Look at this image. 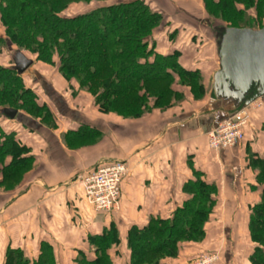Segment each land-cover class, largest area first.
I'll list each match as a JSON object with an SVG mask.
<instances>
[{
  "label": "crops",
  "instance_id": "obj_1",
  "mask_svg": "<svg viewBox=\"0 0 264 264\" xmlns=\"http://www.w3.org/2000/svg\"><path fill=\"white\" fill-rule=\"evenodd\" d=\"M181 63L203 71L200 64ZM217 71L218 66L212 77ZM51 84L49 93L57 95L58 104L47 98L53 102L54 109L49 108L56 129L19 111L14 120H7L15 126L9 129L30 151L33 168L15 190L0 189V264L8 249L33 257L43 243L53 250L58 264H75L81 254L92 258L90 236L114 225L120 243L125 242L130 227L142 228L151 218H169L189 198L190 185L197 179L214 184L217 191L201 246L213 248L219 259L235 258L240 244L250 247L249 214L262 193L256 162L264 158V96L258 99L261 107L252 112L244 140L232 149L212 152L207 147V133L240 107L233 99L214 93L213 78L205 104L173 108L134 122L106 120L73 109ZM81 126L99 130L101 141L79 149L66 147L61 132H76ZM115 162L128 166L118 209L96 213L86 204L78 177ZM199 245L187 244L185 248L196 250ZM115 249L119 251L118 246ZM189 259L183 258L184 262ZM218 264H222L220 260Z\"/></svg>",
  "mask_w": 264,
  "mask_h": 264
},
{
  "label": "trees",
  "instance_id": "obj_2",
  "mask_svg": "<svg viewBox=\"0 0 264 264\" xmlns=\"http://www.w3.org/2000/svg\"><path fill=\"white\" fill-rule=\"evenodd\" d=\"M59 1L0 0V21L5 29V36L0 37V55L3 48L16 47L19 51L29 50L36 54L38 61L47 64H53L52 59L56 56L60 62L58 72L64 78L74 79L81 87L87 88L102 112L115 111L123 118L135 119L144 112L146 103L143 99L149 95V85L166 83L169 87L175 81L195 83L201 80L198 70L182 66L179 52L157 51L155 35L162 26L163 18L144 1L112 0L74 17L60 15L62 10L58 11L55 7ZM91 1L100 3L107 0H70L63 9L71 2ZM204 1L208 9L222 7L225 2L227 9L238 19L243 11L237 4L254 5L257 9L258 27L220 26L215 30L235 28L257 31L262 27V22L258 21H264V0ZM135 93L138 95L126 108L128 113H118L117 105ZM5 108H25L30 112L43 113L48 120H53L49 108L24 86L21 76L14 70V63L13 66H4L0 61L2 117H5L2 113ZM97 134L96 130L81 126L66 136L88 139ZM28 152L13 134L0 130V165L6 157L11 158L7 165L2 166L3 181L17 179L21 170L32 165L33 159ZM256 163V180L262 187V193L261 201L249 214L247 234L254 246L249 263L264 264V158ZM216 192L214 184H205L197 179L190 185L189 198L169 218H151L142 228L130 227L126 234L129 264H163L164 260L176 258L181 246L199 243L215 206ZM88 241L95 249L94 256L88 258L81 254L75 260L76 264H112L109 251L120 243L114 225L100 235L90 236ZM4 264H29V261L21 250L8 249ZM33 264H57L53 250L47 244H41Z\"/></svg>",
  "mask_w": 264,
  "mask_h": 264
},
{
  "label": "rangeland",
  "instance_id": "obj_3",
  "mask_svg": "<svg viewBox=\"0 0 264 264\" xmlns=\"http://www.w3.org/2000/svg\"><path fill=\"white\" fill-rule=\"evenodd\" d=\"M47 1L49 2L54 0H47ZM68 1L70 0H61L57 2V4L55 5L58 11L62 10L60 12L61 16L74 17V16L86 14L92 11L93 9L99 7L101 4L105 2L108 3L112 0H107L103 2L100 1V3H98L97 1H91L88 3L71 2L65 7V9H63L65 6L64 4ZM115 1H130V0H115ZM142 1H144L147 5H149V7L152 10L160 13L163 18L162 26L157 30L155 35L157 42V47H156L157 51L163 53H171L174 51L179 52L180 62L184 60H189V63L193 64V66L200 64L201 67L203 66L202 67L203 71L196 66L190 68H186L184 66V68L188 70H198L201 80L195 83L175 81L173 84L169 85V87L167 86L168 84L166 83L149 85L148 86L149 95L144 96L143 99L144 100L143 102L146 103L144 104L145 110L138 118L135 119H132L130 117L123 118L120 117L118 114H116L117 112L115 111L111 113L102 112L96 105L94 95L91 92H88L87 88L81 87L80 84L74 79L67 80L58 72V66L60 62L56 56L52 59L53 64H47L38 61L36 54L30 52L27 49H23L19 51L16 47H12V48L9 47L8 49L6 47V49L3 48L2 53L0 55L1 64L4 66H13L12 61L14 55L17 52L22 53L28 60H31L33 64L31 67H29L28 70H26V72H24L20 76L23 80L24 86L32 90L33 93H35L40 103L45 104L46 102L45 105L48 108L50 107L51 109H54L53 104H51L53 102H51V100L47 98L49 96L53 99V101L55 102L58 101L57 95L49 93L50 87L48 86L52 82L56 90L66 98L67 102L73 109H78V110L80 109L88 112L90 115L100 116L102 118H105L106 120H108L107 118L111 120L117 118L118 120L124 122H134L146 118L154 113L159 115V112L164 113L173 108H180V107L187 108L197 104L199 105L205 104L212 90V78H213L212 74L215 70H217V66H218V55H217L218 44L216 41V30L214 28L220 26H235V27L250 26L256 28L258 27L256 20V15H257L256 7L254 5L252 7H247L246 5L237 4L243 11L241 18L238 19L232 15V12H230V10L227 9L225 2L222 5V7H210L208 9L206 8L204 0H142ZM260 22H262L261 24H263V21H258V23ZM4 36H5V29L0 21V37H4ZM39 77L44 78L45 83L40 82ZM140 93L142 94L143 92L140 91ZM199 93H202L201 94L202 96L195 95ZM137 95L138 94L135 93L134 95L129 96L128 98L124 99L119 105H117L118 113L119 112L124 114L128 113L126 111V108L131 105L132 101L134 100L133 98ZM260 101L257 100V102L254 103L253 106L251 105L247 107V113L249 114V117L252 116V112H254L257 108L261 107L262 101L261 102ZM56 103L58 104V102ZM243 107H239L238 109L233 111L227 118L239 112ZM17 111H19V113L21 114H24L28 117L38 120L40 123H42L44 126L48 128L51 129L57 128V121L51 110L50 112L52 114V119H53L52 121L48 120V118L43 113L30 112V110L25 108H22V110L17 109ZM7 120L9 119L0 116V130L5 134H13L18 141L19 139L16 137L17 133L9 129L12 128V126L14 125L9 123L7 124ZM245 128L243 129V131L245 130ZM97 132H98L97 135H95L93 138H88V139L85 137L70 139L69 137L66 136L68 135V133H64V131L61 132L60 137L64 145H66V147L71 149H79L84 146H89L91 144H94L99 140L101 141L102 135L100 134L99 130H97ZM210 132H208L206 135V143L208 149L212 152L222 151V150H214L209 146L208 139ZM18 142L21 145H23V143L20 140ZM228 149H232V148H227L223 150H228ZM29 153L30 151L28 152V154ZM9 160H11V158L6 157L3 165H0V189L11 192L15 190L21 183H23L26 175L33 168V162L32 165H30L28 168L26 167L23 170H21L22 172H20L21 174L19 173L20 175L18 174L19 176L17 179L15 178L12 181H10V179L3 181L2 172H1L2 166L7 165L8 164L7 162ZM203 239L199 243H196L198 245L200 244L199 246H197L198 248L196 250L194 249L186 250L185 247L187 246V244H185L186 246H181L178 255L176 256V258H173L175 260H178L176 261V263L204 264V261L202 259L204 258L208 259L209 257H212L213 260L209 264H218L219 260L220 263L222 264H250L249 257L252 254L254 247L250 240H249L250 247H248L247 245L243 246V244L239 245L238 254L235 258L233 257L234 259L233 258L231 259V257L222 258V256H219L221 257V259H219L217 256L218 252L213 251L214 250L213 248L211 250H207L203 245L201 246ZM242 246H243V250L241 249ZM115 248L116 247L113 246L109 251V254L111 255L112 264H129L130 253L126 245V241L123 243H119L118 245L119 253L116 251ZM89 249L91 254L93 253L94 255V250H95L94 247H89ZM36 253H38V249L34 251L33 257H26L28 258L29 264H33V261L36 260L35 257ZM186 256H190L191 259L184 262L185 260H183V258H185ZM173 259H167L164 260V262ZM4 263H5V258L3 260V264ZM67 264H71V262L67 261ZM72 264H74V262Z\"/></svg>",
  "mask_w": 264,
  "mask_h": 264
},
{
  "label": "water",
  "instance_id": "obj_4",
  "mask_svg": "<svg viewBox=\"0 0 264 264\" xmlns=\"http://www.w3.org/2000/svg\"><path fill=\"white\" fill-rule=\"evenodd\" d=\"M218 71L213 77L214 93L233 99L240 107L264 96V21L260 30L216 29ZM14 70L23 74L33 62L22 53L13 57ZM3 115L12 120L17 110L5 108Z\"/></svg>",
  "mask_w": 264,
  "mask_h": 264
},
{
  "label": "built area",
  "instance_id": "obj_5",
  "mask_svg": "<svg viewBox=\"0 0 264 264\" xmlns=\"http://www.w3.org/2000/svg\"><path fill=\"white\" fill-rule=\"evenodd\" d=\"M225 119L209 133V146L214 150L233 148L244 140L243 129L249 123L250 117L247 107ZM128 172L124 162H115L101 166L91 173L80 175L78 185L82 189L86 204L96 213H108L117 210L119 206L121 183ZM209 264L212 257L202 259Z\"/></svg>",
  "mask_w": 264,
  "mask_h": 264
}]
</instances>
